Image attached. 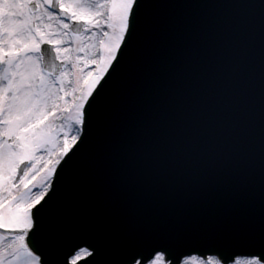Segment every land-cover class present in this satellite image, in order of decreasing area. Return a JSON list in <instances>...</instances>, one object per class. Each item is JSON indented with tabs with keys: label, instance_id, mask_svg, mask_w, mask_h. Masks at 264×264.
I'll list each match as a JSON object with an SVG mask.
<instances>
[{
	"label": "snow or ice",
	"instance_id": "1",
	"mask_svg": "<svg viewBox=\"0 0 264 264\" xmlns=\"http://www.w3.org/2000/svg\"><path fill=\"white\" fill-rule=\"evenodd\" d=\"M0 264H264V0H0Z\"/></svg>",
	"mask_w": 264,
	"mask_h": 264
}]
</instances>
